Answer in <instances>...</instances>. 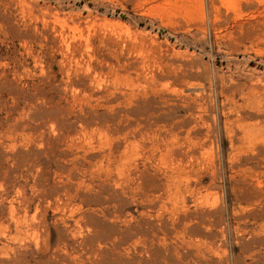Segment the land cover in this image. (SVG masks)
Masks as SVG:
<instances>
[{"label": "rangeland", "instance_id": "obj_1", "mask_svg": "<svg viewBox=\"0 0 264 264\" xmlns=\"http://www.w3.org/2000/svg\"><path fill=\"white\" fill-rule=\"evenodd\" d=\"M0 264H264V0H0Z\"/></svg>", "mask_w": 264, "mask_h": 264}, {"label": "bare ground", "instance_id": "obj_2", "mask_svg": "<svg viewBox=\"0 0 264 264\" xmlns=\"http://www.w3.org/2000/svg\"><path fill=\"white\" fill-rule=\"evenodd\" d=\"M35 232V231H34Z\"/></svg>", "mask_w": 264, "mask_h": 264}]
</instances>
